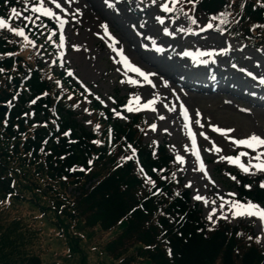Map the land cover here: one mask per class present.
<instances>
[{"label": "rangeland", "instance_id": "1", "mask_svg": "<svg viewBox=\"0 0 264 264\" xmlns=\"http://www.w3.org/2000/svg\"><path fill=\"white\" fill-rule=\"evenodd\" d=\"M15 1L22 4L19 12L12 19L0 15V19L4 21L0 27L5 26L12 37L19 39L26 37L27 32L20 35L12 29H22V24L29 14H36L39 21L49 19L53 22L56 25L55 33L58 39L53 53L60 58V63L64 64V71L72 77L78 87L96 98L102 107L111 110H113L112 93L116 89L119 90L120 94L127 98L125 111L120 118L124 120L126 116L135 112L145 114L150 122L145 141L167 143L178 165L177 174L190 190L192 202L201 208L203 216L214 223L230 222L232 226L239 225L244 230L253 229L264 249V219L258 215L255 218L232 214L238 211L235 207L237 203H245L237 200L233 180L227 173L229 168H237L245 173L251 172L264 186V168L255 166L264 162V145L249 147L248 144L237 143L238 140H244L253 133L264 138V83L259 84L253 80L246 82L230 70V67L238 65L232 59L233 55H237L238 60L244 61L247 57L250 59L249 64H244L243 68L259 63L261 72L264 73V50L260 49V46L257 48L229 39L219 30L214 29L210 18L201 13L192 14L193 23L190 22L192 26L189 28L186 14L174 17V12L173 14L171 12L182 0H56L55 3L53 0ZM161 4H167L170 10L161 7ZM185 4L186 1L183 7ZM33 5L36 8L41 6L50 8L52 14L46 15L42 11H37ZM144 9L149 10L152 16L158 17L156 25L146 26L154 31L151 37H160V39L150 38L145 45L159 44L163 47L161 52H157L159 55L139 52L145 56L143 58L146 64L137 60L131 48L135 46V42L140 44L136 33L145 24L142 19L146 22L150 17L145 16ZM209 24L212 26L207 27ZM116 28L118 31L122 28L124 32L121 33L122 36L126 35L130 40H123V37L115 31ZM164 29L168 31L165 32ZM204 36L208 38L205 43L213 46L198 47L203 42ZM195 37L198 41H194ZM30 40L32 48L37 50L42 66L47 65L51 59L50 55L47 56L40 49L41 46L37 41L31 37ZM191 41H193L192 46L189 45ZM126 43L130 45V50L123 49ZM208 47L215 50L217 58H220V53L233 51V54L225 60L220 59L218 70L220 74L232 78L236 86L242 82L240 89L234 87L226 90L225 87L216 85L217 91L214 93H205L209 89L202 93L191 90L192 83L190 88L184 86L182 82V84L169 85L167 81H171L166 75L159 73L152 63L156 60L158 64L166 61L171 66L167 68L168 72L178 71L180 72L178 79L183 77L184 82L192 81L196 75H190L192 69L188 71V68L182 65L189 64V58L183 55L188 54L191 49L190 53L193 54L198 49ZM174 48L177 49L176 52ZM27 54L28 51H25L24 56L27 57ZM130 64L148 73L147 78L136 72ZM189 67L204 70L208 74L214 68L209 61L199 65L193 63ZM14 74V70L8 72L4 69L0 70V91L5 90L6 84L10 83ZM47 77L52 81L50 86L53 98L61 99L74 108L79 113L78 118L85 125L91 124L103 140H106V136L112 139L110 142L112 145L108 144L104 157L98 156V163L89 173L93 177L95 174H104V168L112 166L113 159L117 161L113 156L119 157L117 151L122 149L118 142L113 140L114 137L110 136L106 124L102 121L101 112L90 105L89 99L84 94L66 87L65 81L60 76L48 73ZM198 81L204 85L209 82ZM3 122L0 121V136H5L1 125L5 123ZM217 128L225 131H217ZM228 129L232 131H226ZM189 132L192 134L189 135ZM11 143L12 141H8L7 144ZM2 144L4 143L0 142V153L4 154L9 149ZM192 144L196 145L199 162L203 165L201 169L197 167L196 159L191 153ZM123 150L122 153H126L124 148ZM226 157H233V160ZM9 163L10 170L15 172V184L25 188L20 193L27 199L4 198L0 194L1 208L6 207L5 211L0 212V219L19 217L23 222L28 223L27 226H32L28 228L29 230L23 228V233L12 236V240L20 241L21 244L18 246L21 252L24 250L32 252L45 264H156L155 258L149 260L147 256L160 251L159 245H156L155 251L151 246H145L138 241L140 238L150 240L156 232L148 230L142 235L134 236V232L124 233L126 229L124 220L103 230L98 217L88 211L89 203L80 202L82 199L79 197L80 187L83 180L79 183H73L68 179L57 182L56 185L59 184L62 190L54 194L50 189H46L47 195L43 196L44 191H38L34 188L37 185L31 183V181L35 182L36 166L23 165L20 158L14 163L12 161ZM241 164L248 170L241 168ZM38 182L41 190L45 189L46 184L51 183L46 174H42ZM76 187L78 189H75ZM63 192L64 195H61ZM31 194L34 195L33 201L28 200ZM197 196L202 199H197ZM34 200L38 201L39 207L35 205ZM53 203L58 207L71 204L76 206L77 211H74L73 207H65L56 214L52 209ZM259 207L263 209L260 205ZM212 209L216 210L212 211ZM65 211L78 220L72 221L75 225L70 229L69 238L60 233L68 223V218L62 216ZM161 215L160 209L150 214V226H154L156 219ZM38 231H40L39 236ZM240 232L244 231L240 230ZM9 233L12 235L11 232ZM117 237L119 239L115 241ZM161 250L165 252L163 248ZM136 253L139 257H136ZM158 260L157 264H163L160 259Z\"/></svg>", "mask_w": 264, "mask_h": 264}, {"label": "trees", "instance_id": "2", "mask_svg": "<svg viewBox=\"0 0 264 264\" xmlns=\"http://www.w3.org/2000/svg\"><path fill=\"white\" fill-rule=\"evenodd\" d=\"M14 7L11 0H0V15ZM183 11L188 13L192 23L193 13L204 14L210 18L214 29L247 41L251 46L264 48V0H186ZM39 26L38 34L33 37L45 53L56 41L55 37H47L54 26L50 21ZM24 39H16L5 28H0V70L15 71L5 90L0 91V121L5 122L1 124L5 136H0V142L9 149L0 153V194L4 198L27 199L20 193L25 188L15 184V172L10 170L9 162L14 163L20 158L23 165L37 167L35 182L31 183L37 185L34 188L38 191H44L43 196L47 195L46 189L54 194L61 191L57 182L68 179L79 183L83 180L80 202L89 203L88 211L98 217L103 230L124 220V233L134 232V236L148 230L156 232L150 240H138L155 251L159 245L160 251L147 256L149 260L155 258L156 264L158 259L163 264H264V249L253 229L244 230L230 222L214 223L203 216L201 208L191 201L190 191L177 177L176 165L166 144L143 141L148 127L143 115L134 114L122 121L107 109L102 112L99 104L91 99L90 105L101 112L110 136L122 151H117L119 157L113 156L117 161L113 159V165L106 166L104 174L90 176L98 156L104 157L112 139L106 136L103 140L91 124L85 125L78 118L79 113L74 108L51 96L52 81L47 77L48 73L60 76L66 87L75 91L77 88L57 66H42L37 50ZM25 51H28L27 57ZM113 102L118 113L124 110L125 100L118 91L113 94ZM8 141L12 143L9 145ZM123 148L128 154L122 153ZM228 172L234 180L239 200L256 201L264 208V187L257 177L238 169ZM42 174H46L51 182L43 190L37 184ZM29 196L28 200L33 201L34 195ZM34 203L39 207L38 201L34 200ZM65 207L77 211L71 204L52 205L56 214ZM158 208L162 215L154 226H150L149 215ZM5 209L1 208L0 201V212ZM62 216L68 218V223L60 233L69 238L70 229L75 225L72 221L78 220L66 211ZM27 224L19 217L0 219V264H45L38 255L25 250L21 252L20 241L12 240V236L23 233V228H32ZM136 257H139L137 253Z\"/></svg>", "mask_w": 264, "mask_h": 264}, {"label": "bare ground", "instance_id": "3", "mask_svg": "<svg viewBox=\"0 0 264 264\" xmlns=\"http://www.w3.org/2000/svg\"><path fill=\"white\" fill-rule=\"evenodd\" d=\"M143 13L145 14V16H150L149 19L145 21V19H142V22L145 23L142 28L137 31V38L138 41L140 42V44L138 43H134L135 46L131 47L132 51L135 52L136 56H137V60L140 61L142 64H146V61L144 60L145 56H143V54H140L139 52H143V53H148L151 52L152 55H159L157 54V52H161L163 50V47L161 46L160 49H157L155 47H152V44H149L148 46L145 45V42L148 41L150 38H157L160 39V37H151L152 33H154V31H151V27L148 28L146 25L149 26H154L158 23V17L156 16H152L150 14V11L147 9L143 10ZM115 31L117 32V34L120 37H123V40L127 39L130 40L128 37L122 36V34H124L122 28H118L115 29ZM122 33V34H121ZM206 40H208V38L206 36L203 37V42L200 43L198 45V47L202 46V45H206V46H213L211 44H207L205 42H207ZM194 41H198L197 37H195ZM158 45V44H156ZM189 45H193V41H191V43H189ZM151 46V47H150ZM210 47L203 49L201 48V50L198 49V51H196L195 53L191 54V50L190 52H188V54H184L183 56L186 58H189V64H182L183 66H185L186 68H188V71H190V75H196V78H202V79H194L192 81H182L185 80L183 77L178 79V75L180 74V72L175 71V72H168L167 68L171 67L170 63H167L166 61H163L161 64H158L156 62H158V60L153 61L152 63L155 65L154 68L159 72L162 73L164 76L166 75V77L168 78L169 81L167 83L169 85H174V84H182L184 86H187L190 88V83L193 84V86L191 87V90H195L197 92H204L206 91V89H209L208 91H206L205 93H209V92H215L217 91L216 89V85H221L219 87H225L226 90H229L230 88H239L240 89V85L242 84V82L239 83V86H236V84H234V82L232 81V78L226 77L223 74H220L219 70H218V66L219 65V61L220 59L225 60L228 56H230L231 54H233V51L228 50L226 52L220 53V58H217L216 54H215V50L210 49ZM130 45L127 43L123 45V49L124 50H130ZM175 52L177 51L176 48H174ZM195 50V49H194ZM172 51V49H170V52ZM144 57V58H143ZM237 55H233V58L236 64H238L237 66H232L230 67V70L237 75V77L242 78L244 81L248 82L250 80H253L254 82H258L259 84L264 83V73L261 72V66L256 63L251 64L250 67L247 68H243L244 64H249L248 61L250 60L248 57L242 61V60H238ZM231 59V61H232ZM211 62V64L213 65V70L209 72V74L204 71V70H195L194 68H190L189 66L191 64H203L204 62ZM239 62V63H238ZM197 71H201V72H197ZM257 72L258 74L255 75L254 72ZM161 74V75H162ZM188 76V75H187ZM210 78L209 80H206ZM198 80H204V81H209L206 85H204L203 83L199 82ZM182 82V83H181ZM210 83V84H209ZM208 85V86H207ZM258 90H260L258 88ZM226 93H228V91H226ZM225 93V94H226ZM245 94H247L246 92H243ZM227 95V94H226ZM190 135V134H189ZM191 153L193 154V156L197 155L195 147L191 148ZM197 167H199L201 169V166L199 164V161L195 162ZM243 215L249 216V217H257V215L253 214V215H249L247 212L243 213Z\"/></svg>", "mask_w": 264, "mask_h": 264}, {"label": "snow or ice", "instance_id": "4", "mask_svg": "<svg viewBox=\"0 0 264 264\" xmlns=\"http://www.w3.org/2000/svg\"><path fill=\"white\" fill-rule=\"evenodd\" d=\"M53 2L55 3L56 0H53ZM33 7L35 8V10L37 11H42L44 12L46 15H51L52 14V11L50 8H45V7H39V8H36L35 5H33ZM161 7L165 8L166 10H170L168 9V6L167 4H161ZM15 11V10H13ZM4 23L3 19H0V26H2ZM212 25L209 24L207 25V27H211ZM105 29H106V25L104 26ZM13 32H17L18 34L20 35H23V30L22 29H16V28H13L12 29ZM165 32H167L168 30L167 29H164ZM61 39H63V37H61ZM121 54L123 55V53L121 52ZM125 60L127 61V57H125ZM131 67L134 68V70L138 73H140L141 76H144L145 78H147V76L149 75L148 73L146 72H143L139 67H136L135 65H131ZM149 104L151 103V101L148 102ZM147 106V105H146ZM152 127H155V125H152ZM217 131H225L224 129H219L217 128L216 129ZM226 131H232L231 129H228ZM237 143H240V144H248L249 147H255L257 145H264V138L260 137V136H257L255 133H253L250 137L244 139V140H238ZM227 159L229 160H233V157H226ZM257 168H264V162L262 163H257L255 165ZM241 168H243L245 171H247V167H245L243 164H241ZM197 199H202V197H199L197 196L196 197ZM235 207L238 209V211H234L232 214L233 215H238V214H243L245 212H247L249 215H258L261 217V219H264V209H261L259 207V205H256V204H253L252 202H248L247 204H240V203H237L235 205ZM216 209H212V211H215ZM209 218L211 219V215L209 216Z\"/></svg>", "mask_w": 264, "mask_h": 264}, {"label": "water", "instance_id": "5", "mask_svg": "<svg viewBox=\"0 0 264 264\" xmlns=\"http://www.w3.org/2000/svg\"><path fill=\"white\" fill-rule=\"evenodd\" d=\"M2 109L4 108V106L3 107H1Z\"/></svg>", "mask_w": 264, "mask_h": 264}]
</instances>
